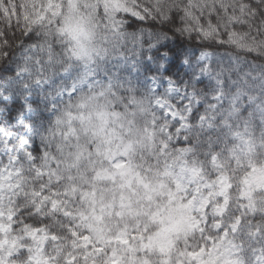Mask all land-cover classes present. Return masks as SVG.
Here are the masks:
<instances>
[{
    "label": "snow or ice",
    "instance_id": "obj_1",
    "mask_svg": "<svg viewBox=\"0 0 264 264\" xmlns=\"http://www.w3.org/2000/svg\"><path fill=\"white\" fill-rule=\"evenodd\" d=\"M262 156L264 0H0V264H264Z\"/></svg>",
    "mask_w": 264,
    "mask_h": 264
},
{
    "label": "trees",
    "instance_id": "obj_2",
    "mask_svg": "<svg viewBox=\"0 0 264 264\" xmlns=\"http://www.w3.org/2000/svg\"><path fill=\"white\" fill-rule=\"evenodd\" d=\"M142 31H147V29H142ZM223 66H227L226 61L224 62ZM260 162H264V156L260 157ZM246 182L250 184H255L257 187H264V172L256 171L255 173L247 174Z\"/></svg>",
    "mask_w": 264,
    "mask_h": 264
},
{
    "label": "rangeland",
    "instance_id": "obj_3",
    "mask_svg": "<svg viewBox=\"0 0 264 264\" xmlns=\"http://www.w3.org/2000/svg\"><path fill=\"white\" fill-rule=\"evenodd\" d=\"M257 74H258V72H257ZM146 99V98H145Z\"/></svg>",
    "mask_w": 264,
    "mask_h": 264
}]
</instances>
